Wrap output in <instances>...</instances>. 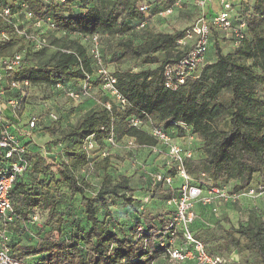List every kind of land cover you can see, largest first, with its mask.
<instances>
[{"label": "trees", "instance_id": "trees-1", "mask_svg": "<svg viewBox=\"0 0 264 264\" xmlns=\"http://www.w3.org/2000/svg\"><path fill=\"white\" fill-rule=\"evenodd\" d=\"M0 4L15 10L25 4L36 19L44 22L43 35L53 52L45 63L36 66H28L26 59L42 55L50 48L34 50L31 43L22 41L9 27L0 24V32L5 30L8 34L6 39L0 38V59L22 53L23 64L16 76L27 80L31 88L43 85L60 93L53 86L61 83L65 89L79 90L88 74L91 86L100 92L102 78L95 76L97 67L88 52V41L94 35L100 37L101 48L102 43H107L108 52L118 66L132 60L146 65L158 63L154 70L111 73L119 93L127 101L123 110L110 96L100 92L101 103L67 130L57 129V121L51 119L48 126L41 127L43 121L33 116L37 119L34 136L37 138L42 130L55 138L46 145L20 138L27 151V169L15 177L9 192L15 220L6 231L7 246L14 259L25 264H154L167 258L171 246L168 226L173 214L167 201L176 194L181 181L175 178L167 186L155 183L151 175L163 173L173 177L175 170L161 167L163 161L158 160V155L146 150L153 163L149 166L145 161V167L139 162L137 167L142 173L138 185L131 176L116 173L112 164L114 155L109 153L101 158L102 151L112 150L107 142L110 135L118 142L132 138L138 148L156 144L145 130L130 125L132 117L163 127L173 139L186 135L184 130L175 131L173 123L187 127L188 133L199 141L197 156L184 163L192 179L204 173L213 186L223 180L232 181L236 193L249 189L255 176L264 185V0L241 3L235 24L243 22L245 30L238 42L226 38L233 46L231 52L222 54L220 40L225 37L219 40V33L212 31L209 43L214 42L216 60L206 62V51L195 77L188 78L176 91L163 87L160 72L165 65L184 56L187 48L162 61L157 56L175 51L185 30L154 32L139 28L147 17L137 11L135 0H93L90 6L85 0H0ZM149 4V13L155 16L171 1L149 0ZM130 32L141 33L137 43L126 37ZM106 102L111 105L109 110L104 106ZM219 120L222 127L217 124ZM19 125L25 128L24 124ZM89 136H93L94 148L87 152L83 145ZM161 152L165 153L163 149ZM7 165L0 156V170ZM54 165L58 167V177L52 170ZM88 165L103 172L92 197L88 195L91 182L78 175ZM61 189L68 204L59 211ZM137 192L149 194L147 205L137 206L139 201L134 198ZM76 199L83 210L84 224L70 220L69 202ZM110 199L114 203L109 204ZM147 206L152 209L145 214ZM162 208L165 212L157 213ZM37 212H45V219L35 232L36 243L24 245L20 240L14 241L10 231L21 234L19 225L30 222L32 214ZM194 227L198 225L191 228L196 236L198 228ZM224 231L229 247L247 252L255 257L257 264H264V214L250 215L245 225Z\"/></svg>", "mask_w": 264, "mask_h": 264}, {"label": "built area", "instance_id": "built-area-1", "mask_svg": "<svg viewBox=\"0 0 264 264\" xmlns=\"http://www.w3.org/2000/svg\"><path fill=\"white\" fill-rule=\"evenodd\" d=\"M60 1L63 2L64 0ZM170 1L171 4L156 13V17L171 15L174 10L181 9L186 1H190L193 8L198 10L196 21L185 30L184 37L178 41L181 49L187 48L184 56L177 62L165 65L160 72L163 87L166 90L176 91L185 84L188 78H194L196 68L203 64L212 31L223 33L224 37L233 38L238 42L243 38L242 32L245 30V24L243 22L235 24L234 12L237 0ZM149 6V0H135V8L144 17L150 15ZM43 23L42 20L35 18L25 4H21L17 10L9 5L0 4V24L9 27L11 32L21 38L22 41L31 43L34 50L53 48L43 35ZM49 26L53 27L52 24H49ZM144 26L145 22H142L139 28ZM7 36L5 30L0 32L1 39H6ZM88 42L89 55L97 67L95 74L102 78L99 87L100 92L110 96L121 110L125 109L127 101L116 87V78L105 68L100 53V37L94 35ZM61 51L69 53L66 50ZM22 60V53H15L10 58L0 59V156L8 164L6 169L0 170V264H25L23 261L14 259L7 246L9 241L6 232L7 226L15 220L9 192L15 177L21 175L27 169V151L20 138L29 139L38 144L33 134L37 119L33 116L27 120L22 118L31 89V85L27 80H21L16 76L23 64ZM4 84H6V87L3 86ZM53 87L55 91L64 93L68 99L75 103L83 99H89L92 90L88 74H85V79L80 83L79 90L65 89L61 83H56ZM7 92H14L16 95L9 96L6 94ZM104 106L108 110L111 107L109 102L104 103ZM49 117L55 119L53 113ZM19 123L24 124L25 128H21ZM129 123L134 128L145 130L155 139L156 144L151 147L138 148L132 138H124L118 142L110 135L107 139L110 148L148 150L158 155L159 161H163L161 167L175 170L173 177L165 176L163 173L151 175L155 183H165V185L171 186L173 179L176 178L181 181L176 194L167 201V206L173 210L172 219L168 226L171 236L168 243L171 246L167 249V259L172 264H230L233 262L235 258L232 256L224 257L223 255L210 253L205 244L193 234L191 228L195 221L194 208L197 204L207 206L215 201H228L237 198V195L243 194H257V196L264 198V187L259 188L258 192H255L256 194H254L253 189H247L229 195L226 192V184L213 186L204 173H201L197 179H192L184 168L186 160L194 159L193 149L190 146L177 143L161 126L155 127L145 124L143 120L136 117L130 118ZM172 125L175 131H186V135L181 137L185 141L192 143L197 140L195 136L188 133V129L183 123H173ZM93 148V136H89L84 142L83 149L89 152ZM162 149L165 153L161 152ZM109 153V151H102L101 158L106 157ZM134 163L139 165L136 160H134ZM31 220L36 221L37 217L32 216ZM177 234L180 236H177ZM160 245L163 246L164 243H160Z\"/></svg>", "mask_w": 264, "mask_h": 264}, {"label": "rangeland", "instance_id": "rangeland-1", "mask_svg": "<svg viewBox=\"0 0 264 264\" xmlns=\"http://www.w3.org/2000/svg\"><path fill=\"white\" fill-rule=\"evenodd\" d=\"M88 3V6H90L93 3V0H85ZM75 10L79 9V7H75ZM198 10L194 8V13L191 15L184 14L183 12H180L178 14H175L173 16L169 15L167 17H156V16H148L144 28H148L151 31L158 32H173V31H182L188 29L197 18ZM217 36L224 37L223 33L218 32ZM214 34V33H213ZM141 33L135 32V33H128L126 34V37L128 39H131L134 43L138 42V38ZM223 35V36H222ZM226 37V36H225ZM227 38V37H226ZM226 38H220L221 46L223 49V53L228 52V49H224V47L230 46L229 40H226ZM61 42V41H60ZM58 42V44L60 43ZM114 42V40H112ZM109 43V42H108ZM226 43V44H225ZM104 45V46H103ZM102 48L100 51H102V54L105 59V68L110 73H113L116 70L126 71L129 70L133 73L138 72L142 69H156L158 67V63L152 64V65H146L143 64L141 61H129L125 62L122 65L118 66L111 58V53L108 52L107 43H102ZM178 51H181V46L177 45V48L175 51L163 55H158L157 59L158 61H162L166 58H173ZM222 51V50H221ZM52 49L46 50L42 55H31L26 59V63L28 66H36L41 65L45 63L52 54ZM214 52V51H213ZM215 55V53H213ZM107 61V62H106ZM97 76V74H95ZM90 91V97L89 99H83L78 103H75L68 99L64 93H54L51 89H48V87H44L43 85H37L35 87H32L29 92V102L25 107L24 113H23V119L27 120L29 117L36 116L39 117L43 122L40 123V126H48L49 125V115L53 113L55 119L51 118L52 121H57L56 128L59 130H67L68 128L75 126L78 121L86 115L90 110L95 108L99 103H101V95L100 92L96 90L95 86ZM39 119V120H40ZM148 123V122H147ZM148 124H152L149 122ZM219 127H222L223 124L219 120L217 122ZM40 135H37L36 141L40 143V145H46L51 139L55 138L54 136H50L49 134L42 133L43 131L40 130ZM176 142L182 145L190 146L191 149H193V157L197 156L198 151V140L193 141L192 143L189 141H185L181 137L176 138ZM137 149L129 150L125 148H117L112 149L110 154L114 155V158L112 159V164L116 168V173H124L127 176H131L133 181H138V185L141 183L140 175H141V169L138 168L137 164L134 163V160L140 162L141 164L145 165V161L142 158H138ZM65 159V157H64ZM146 167V165H145ZM53 172L58 177V167L53 166L52 168ZM78 175L81 177H85L88 179L92 184V190L88 192V195L91 197L99 187L101 183V178L103 175L102 171H95L94 167L91 165H88L84 169L78 171ZM226 188V192L229 195L233 194V187L234 182L232 181H221L218 182L216 185H224ZM264 187V185L260 184L259 177L255 176V179L253 183L250 185L249 189L254 190L255 192H258V189ZM62 197H61V204L59 205L58 209L59 211H62L65 206L68 204L66 198L67 196L64 189H61ZM236 194V193H235ZM218 202L219 205H216L217 207L212 206L211 203L208 205L207 210H204V213H201V219L204 222V225H202L201 230L199 231L200 240L203 241L204 244L208 245V250L212 253H218L220 255H223L224 257H234L235 260L231 262L230 264H257L255 257L253 255H249L247 252L240 253L237 249L229 247V245L225 241L226 237V231L230 228L237 229L241 225H245L247 223L248 217L250 215L253 216H262L264 214V198L256 195H249V194H243V195H237V198L230 199L228 201H215ZM70 204V220L75 221V223H83V210L78 205V200L69 202ZM114 203L112 199L109 200V204ZM229 204V211L231 214H227L226 217L223 215H220L221 207H225ZM98 207V204H96ZM206 206H203L202 208H205ZM145 214L149 212L152 208L150 206L146 207ZM219 211H218V210ZM164 213L165 209L162 208L157 213ZM100 216H103L102 212H98ZM32 216L37 217L36 221H30L27 222L24 225H19L22 227L23 232L21 234L15 233L13 231H10L11 236L14 241H22L24 245H33L36 243V237L35 232L42 226L43 221L45 219V212L44 213H34ZM84 224V223H83ZM234 237H238L237 234H234ZM227 249V250H226ZM32 261L31 259L29 260ZM161 261V262H160ZM154 264H172L167 258H161L160 260H157Z\"/></svg>", "mask_w": 264, "mask_h": 264}, {"label": "crops", "instance_id": "crops-1", "mask_svg": "<svg viewBox=\"0 0 264 264\" xmlns=\"http://www.w3.org/2000/svg\"><path fill=\"white\" fill-rule=\"evenodd\" d=\"M253 2L254 0H237V2H235V12H234V14H235V17L238 15V13L240 12V9H241V3H247V2ZM215 7H216V5H214ZM180 12H183L184 14H187V15H191V14H193L194 13V8H193V5H192V3L190 2V1H186L184 4H183V7L181 8V9H177V10H174L173 11V13L171 14V16H173V15H175V14H178V13H180ZM223 36V35H222ZM217 38H221V36H217ZM213 41V40H212ZM210 42L209 43V46H208V49H207V53H206V56H205V58H206V62H214L215 60H216V57L213 55V43L214 42ZM221 44L222 43H220V46H221ZM226 44V43H225ZM224 49H228V52H226V53H229V52H231L232 50H233V46H232V44L230 45V46H225L224 47ZM221 52H222V54H226V53H223L224 51H223V49H222V46H221ZM177 139H175V141H176ZM148 153H147V151L146 150H140L139 152H138V158L140 159V158H142L144 161H146V163L149 165V166H151L152 165V157L151 156H148L147 155ZM175 180H178V179H175ZM178 182V181H177ZM211 184V183H210ZM149 194L147 193L146 194V192L144 193V192H137V194H135V196H134V198L136 199V200H138L139 201V203H136L137 204V206L141 203V205L143 204V203H145L144 205H147L146 204V202L148 201V199H149V196H148ZM142 201V202H141ZM135 204V205H136ZM213 205L212 206H214V207H217L216 205H219V203L218 202H214V203H212ZM198 205V204H197ZM196 207V206H195ZM207 207H208V205L205 207V208H202V206H197L196 208H194V213H195V221H194V224L195 225H198V227H194V228H198L197 230H196V236L197 237H200L199 236V231L201 230V228H202V225H204V222L202 221V219H201V213L203 214L204 213V210H207ZM228 207H229V204H227V206H225V207H221L220 208V210L221 209H223L222 211H220V215H223L224 217H226L227 216V214L229 213V214H231V212L229 211V209H228ZM218 210V209H217ZM219 211V210H218ZM199 227H201V228H199ZM203 242V241H202ZM205 246H206V248L208 247V245H206L205 244ZM207 250H208V248H207Z\"/></svg>", "mask_w": 264, "mask_h": 264}]
</instances>
